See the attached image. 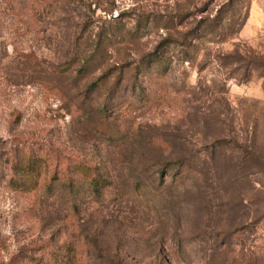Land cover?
Returning <instances> with one entry per match:
<instances>
[{
    "label": "rangeland",
    "instance_id": "obj_1",
    "mask_svg": "<svg viewBox=\"0 0 264 264\" xmlns=\"http://www.w3.org/2000/svg\"><path fill=\"white\" fill-rule=\"evenodd\" d=\"M0 264H264V0H0Z\"/></svg>",
    "mask_w": 264,
    "mask_h": 264
},
{
    "label": "trees",
    "instance_id": "obj_2",
    "mask_svg": "<svg viewBox=\"0 0 264 264\" xmlns=\"http://www.w3.org/2000/svg\"><path fill=\"white\" fill-rule=\"evenodd\" d=\"M165 42H162L158 46H156L155 50L153 52H149L148 54L144 55L141 60V64L143 65H156L160 66L164 62V53H165ZM255 64L254 62H251V65ZM252 68L256 69L257 66L254 65Z\"/></svg>",
    "mask_w": 264,
    "mask_h": 264
}]
</instances>
